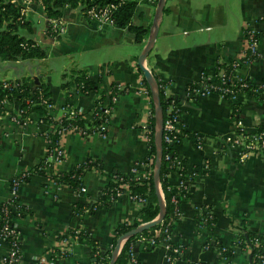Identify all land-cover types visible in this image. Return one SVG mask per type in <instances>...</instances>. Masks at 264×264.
Wrapping results in <instances>:
<instances>
[{"label": "crops", "instance_id": "0c3cea01", "mask_svg": "<svg viewBox=\"0 0 264 264\" xmlns=\"http://www.w3.org/2000/svg\"><path fill=\"white\" fill-rule=\"evenodd\" d=\"M137 1L132 23L148 28L141 43H135L126 29L98 24L79 8L67 6L61 17L65 31L53 40L45 34L47 18L41 2L31 0L24 14L29 25L19 31L45 48L46 56L0 60V82L32 79L33 89L39 84L47 86L52 107L46 113L52 119L59 118L62 107L70 103L86 125L91 122L94 93H72L61 87L72 70H83L105 95L113 85L127 88L114 104L106 134H67L61 143L64 161L51 167L45 165L44 131L49 121L40 122V113L29 110L15 122L12 118L22 110L20 103L0 101V205L9 198L11 178L22 171L30 174L18 190L21 214L12 219L19 231L21 264H91L92 244L77 240L71 242L69 255L52 258L55 247L60 246L57 235L84 230L98 250L112 252L115 230L138 220L141 206L126 196L108 207L87 210L114 173L130 174L134 166L144 172L147 168L144 128L152 95L145 96L141 88L154 89L143 83L137 61L153 31L158 0ZM108 28L113 29L116 40L120 32L130 35L126 42L135 46L132 58L119 57L78 69L56 62V71L44 64L51 56L48 47L56 50L58 59H64L74 49L70 45L80 43V34L104 33ZM245 29L255 31L261 55L233 65L232 76L256 88L240 92L234 100L216 93L187 96L190 82L203 74L214 77L220 66L240 61L246 51ZM142 65L153 78L157 74L168 81L169 93L179 100L186 135L175 145L181 166L170 171L169 182L173 191L180 189V182L186 190L178 199L179 216L172 221L169 241L160 234L150 250L145 249V241H139L134 249L136 263L129 259L127 264H250L248 249L237 240L240 231L249 230L260 234L264 243V156L229 145L225 138L238 127L255 133L264 125V0H165L151 51ZM88 160L99 166L84 171L83 191L55 181L57 172H69ZM77 204L84 205L83 214L82 210L75 213ZM206 218L212 219L211 224L205 223ZM208 242L221 246L210 247ZM7 248L0 240V264Z\"/></svg>", "mask_w": 264, "mask_h": 264}, {"label": "trees", "instance_id": "16d2710c", "mask_svg": "<svg viewBox=\"0 0 264 264\" xmlns=\"http://www.w3.org/2000/svg\"><path fill=\"white\" fill-rule=\"evenodd\" d=\"M41 2L43 10L47 19H56L61 20L62 9L64 7L69 8H79L84 15L86 16L87 10L92 6H104L107 4H116L119 0H34ZM137 0H127L124 3L118 5L117 9L114 11L112 17L114 19V26L118 28L126 29L133 37L135 43H141L142 40L146 37L148 33V28L134 25L132 23V17L135 13ZM21 4L19 1L15 0H0V60L4 61H16V60H25L30 58H42L46 56V49L38 45L34 40L25 37L20 33L19 29L21 27H28L29 23L22 17V21L19 20ZM257 57H254L248 53L246 50L244 56L238 61V63L220 66L218 71L222 70L226 74L231 73L233 67L240 63H246L249 60H255ZM234 65V66H233ZM69 79L64 81L61 84L62 88L70 89L72 93H97L98 88L89 76L83 70H72L68 74ZM204 76H207L203 74ZM66 75H64L65 77ZM154 80L157 84L158 98L161 107L162 113V158L159 172V184L163 194L166 212L162 221L155 226L142 231L141 233L135 234L129 237L122 246L120 253L118 254L115 264H127L130 259V247H132V252L135 254L134 249L138 245V239L141 237L145 238V249L150 250L159 235L158 232L161 227L164 225L168 226V231L171 233V224L179 216L177 210V204L175 205L172 202V196L174 192L171 189V184L169 182V170L173 167V158L176 155L175 145L168 143L164 140L165 129L163 128L164 122L169 117H175L180 112V104L178 98H175L172 94L165 93V87L168 86V81L161 79L157 74H154ZM195 81L190 82L187 85V88L193 85ZM246 83L245 87L238 88V82H232L231 79L227 83H222L220 80L214 76L212 81L213 85L219 86L221 88L230 87L236 88L238 93L248 91L250 89H255L249 81L244 80ZM4 82H0V101L3 99L6 101H17L20 103L22 110L24 112H29V110H36L40 113V116L43 118L46 116L45 106L42 104V99H46L47 102H51L50 96L51 93L48 91V88L45 84H39L33 89L34 82L32 79H21L18 82H15V85H10V87L3 88ZM143 83L147 86V81L143 78ZM234 83V85L232 84ZM148 90V95H151L149 87H145ZM186 88V90H187ZM218 92V90L216 91ZM103 97V92H101ZM226 99H231L229 93L225 95ZM0 102V103H1ZM173 106L170 109V106ZM49 117V121L54 122ZM66 122V121H64ZM67 122H74L79 125H86L80 113H78L75 118L68 120ZM98 120L91 118V122L88 124H98ZM155 131H156V119L154 115V103L151 98L150 100V112L148 117V122L145 127V136L147 138V168L145 169L147 178L139 179L135 174H121L114 173L108 184L103 188L99 193L95 202L87 208L89 212H93L101 207H108L116 198V192H127L141 197L145 200L138 212V220L132 224L123 223L120 227L115 230V237L118 239L121 235L127 233L131 229H134L138 225L148 222L154 219L158 213V201L155 194V185L153 180V166L155 159ZM264 125L260 126L257 132H263ZM239 132L238 129L235 130V133ZM57 137H54V141ZM48 152V150H47ZM47 155V154H46ZM168 156V158H167ZM44 165V163H43ZM99 164L95 161L88 160L85 163L77 166L75 169L69 172H57L54 175L56 182L69 185L74 190H79L83 186L82 175L84 171L90 167H98ZM84 212V205L77 204L75 206V213ZM16 213L10 214V216L15 215ZM212 219L206 218L207 224H211ZM82 241L84 243L92 244V256L93 262L91 264H109L111 258V249L98 250L97 245L89 238L88 234L84 230H75L71 229L60 233L57 235V240L61 243L64 239ZM154 240V243L150 241ZM263 237L249 230H242L238 235V242L244 245V249H248L250 256V264H263L264 260V243ZM210 247L221 246V243L217 242H208ZM69 255V252L61 253L60 247L57 246L54 249L52 258L64 257ZM260 255L263 258H260Z\"/></svg>", "mask_w": 264, "mask_h": 264}, {"label": "built area", "instance_id": "2783aa9c", "mask_svg": "<svg viewBox=\"0 0 264 264\" xmlns=\"http://www.w3.org/2000/svg\"><path fill=\"white\" fill-rule=\"evenodd\" d=\"M15 1V0H13ZM31 0H20L19 3L21 4L20 21H22V17L26 13L27 7ZM127 0H119L116 4H107L104 6H92L90 7L87 12L86 16L91 19L92 21L98 24H105L114 26V19L112 17L114 11L117 9L118 5L124 3ZM65 31V27L62 24L61 20L56 19H47V27L45 30V34L55 40ZM244 37L246 40V50L250 55L254 57H260L261 53L258 50V39L257 35L254 30L245 29L244 30ZM254 60V59H253ZM249 60V61H253ZM216 78L220 80L222 83H227L228 81L238 82L237 87L242 88L246 86L244 79H234L232 76V72L226 74L224 71H218ZM214 77L204 76L201 75L200 78L193 83V85L189 86L186 90L187 96H196V95H208L212 93H216L221 97L225 98V95L229 93L231 99H236L237 95L239 94L236 91V86L234 88L225 87L221 88L219 86L213 85L212 81ZM234 85V83H232ZM10 85H15V82H4L2 87H10ZM127 90L126 87L120 85H113L111 92L107 95L103 93V97L101 96V91H97L94 94V99L92 102V108L90 111V117L97 119L99 122L98 124L93 125H79L74 122H67L70 119L75 118L78 114L77 110L73 107L72 104L66 103L62 107V115L57 119H52L54 122L49 121L48 110L51 109L52 103L47 102L46 99H42V104L45 106V110L47 111L46 116L40 119V122H48V127L44 131V137L46 139L47 145V157L45 160V165L47 167H51L54 165L61 164L64 161V150L62 148V139L69 133H76L83 137L98 134L100 136H104L107 131V127L110 121V118L113 113L114 104L117 101V98ZM218 90V92H216ZM141 92L146 96L148 95V90L146 88H141ZM165 93L169 94L168 86L165 87ZM173 106H170L172 109ZM25 115L24 110H20L17 116H13V120L15 122H19L21 117ZM66 121V122H64ZM163 128L165 129L164 140L171 144H178L180 140L186 135V128L183 121L180 119V112L175 117H169L165 120ZM145 129V128H144ZM239 132L233 133L232 135H228L225 138V142L229 145H240L244 149L245 152H254L260 153L264 156V131L263 132H255V133H248L244 129L237 128ZM54 137L57 139L54 141ZM198 142V141H197ZM198 145H200L198 143ZM168 158V156H167ZM173 167L169 170V178H170V171L173 169H179L181 166L180 160L177 159L176 155L173 158ZM207 165H205V168ZM131 174H135L139 179H146L147 174L144 171H140L138 166H134L130 172ZM180 174V173H179ZM29 172L22 171L17 175L13 176L10 180L9 184V198L7 201L3 202L0 205V240L4 241L7 244V252L2 257V264H21L20 262V236L19 231L16 229L15 225L13 224V217L20 215L21 210L18 209V190L20 186L26 181L29 176ZM180 189L178 191H173L174 195L172 196V202L176 205L180 196L183 195L186 188L183 185V182L179 183ZM84 187L82 186L78 191H83ZM117 198L120 196H126L131 201L139 204L145 202V200L141 197H137L127 192H116ZM16 213L13 216L10 214ZM170 224L164 225L161 227L158 232L164 234L166 239L169 241L170 233L168 231V226ZM75 240V237H74ZM73 241V240H72ZM71 241V242H72ZM138 241H145L144 237L138 239ZM71 242L69 239H64L60 244V251L61 253L68 252L70 249ZM154 243V240L150 241ZM175 254L179 253L177 249L173 250ZM260 258H263L260 255ZM130 260L132 263H136V258L134 253L132 252V247H130ZM167 260H171L170 257ZM264 264V260H263Z\"/></svg>", "mask_w": 264, "mask_h": 264}, {"label": "rangeland", "instance_id": "374dc122", "mask_svg": "<svg viewBox=\"0 0 264 264\" xmlns=\"http://www.w3.org/2000/svg\"><path fill=\"white\" fill-rule=\"evenodd\" d=\"M150 3V1H146ZM157 3V2H156ZM114 31L111 28L106 29L104 33H82L78 36L79 44L70 45L74 49L64 59H58L56 50L48 47L50 58L44 63L50 70L56 71L57 66L54 64L58 62H65L67 66L78 69L91 64H103L108 61H115L117 58H132L134 56L132 51L135 49L133 44L127 43V38L130 37L128 33H121L118 40L114 37ZM118 43V44H117Z\"/></svg>", "mask_w": 264, "mask_h": 264}, {"label": "water", "instance_id": "95a60500", "mask_svg": "<svg viewBox=\"0 0 264 264\" xmlns=\"http://www.w3.org/2000/svg\"><path fill=\"white\" fill-rule=\"evenodd\" d=\"M164 3H165V0H158L157 2L155 16L153 19V25H154L153 31L149 35L147 43L143 47L138 57V61H137L138 66L143 71L145 79L147 80L149 84L153 85V89H154L153 91L151 90V95H152V99L154 102V115L156 119L155 159H154V166H153V180H154L155 194L157 196L159 210L154 219L138 225L137 227H135L134 229H131L130 231L121 235L117 239L116 244L111 252V258H110L109 264H115L119 249L129 237L135 234L141 233L142 231L149 229L155 226L156 224L160 223L162 219L164 218V215L166 212L165 202H164L163 194H162L160 184H159V172H160V165H161V158H162V113H161V107H160V102L158 98V91H157L158 87L150 71L142 65L145 58L151 51L155 36L158 31L159 20L163 13Z\"/></svg>", "mask_w": 264, "mask_h": 264}]
</instances>
